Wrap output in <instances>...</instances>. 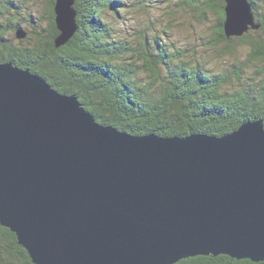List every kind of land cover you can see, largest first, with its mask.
<instances>
[{
  "label": "water",
  "instance_id": "1",
  "mask_svg": "<svg viewBox=\"0 0 264 264\" xmlns=\"http://www.w3.org/2000/svg\"><path fill=\"white\" fill-rule=\"evenodd\" d=\"M75 2H55L58 47L78 29ZM225 2L228 36L259 26L249 0ZM0 222L36 264L264 260V123L134 135L0 61Z\"/></svg>",
  "mask_w": 264,
  "mask_h": 264
},
{
  "label": "trees",
  "instance_id": "2",
  "mask_svg": "<svg viewBox=\"0 0 264 264\" xmlns=\"http://www.w3.org/2000/svg\"><path fill=\"white\" fill-rule=\"evenodd\" d=\"M249 1L259 26L228 36L225 0H76L78 29L58 47L56 0H9V30L22 29L27 36L9 43V52L0 51V61H15L61 93L77 95L98 122L119 130L222 136L247 121L264 122V0ZM145 12L146 20L129 23ZM182 12L210 30L200 36L206 53L174 34ZM0 264H36L1 222ZM173 264L264 260L210 254Z\"/></svg>",
  "mask_w": 264,
  "mask_h": 264
},
{
  "label": "rangeland",
  "instance_id": "3",
  "mask_svg": "<svg viewBox=\"0 0 264 264\" xmlns=\"http://www.w3.org/2000/svg\"><path fill=\"white\" fill-rule=\"evenodd\" d=\"M29 8H27L28 10ZM166 9H162L160 11V14H164L163 12L165 11ZM20 14H23V12L20 11ZM133 14V13H132ZM24 16V14H23ZM140 18L141 20H146L149 15L147 12L143 13V14H140V15H133L132 17H129V23L130 24H133L135 23L138 18ZM176 24L175 25L176 29L174 31V34L176 35V37L178 39H181L183 41V43H190V44H193L194 45V48H196L198 51L200 50L201 53H206L208 51V48H206V44L204 42V40L202 41V38L200 39V36H202L204 33H209L210 30L208 29V27L206 25H203L200 21H198L194 16H191L189 14H185V13H181V14H176ZM180 21V22H178ZM27 26L26 28H28L29 25H25ZM251 29L252 31V27L249 28V30ZM247 30V31H249ZM12 34H15V33H12ZM16 35V34H15ZM198 42H199V45L200 47H203V48H200L198 47ZM206 45V46H205Z\"/></svg>",
  "mask_w": 264,
  "mask_h": 264
},
{
  "label": "flooded vegetation",
  "instance_id": "4",
  "mask_svg": "<svg viewBox=\"0 0 264 264\" xmlns=\"http://www.w3.org/2000/svg\"><path fill=\"white\" fill-rule=\"evenodd\" d=\"M4 8V11L2 9ZM0 33L3 34L2 42L0 43V51H6L9 52V43H19L23 38H18L17 31L16 35L12 34L14 33V29L11 26V29L9 30V0H0ZM10 32V35H9ZM27 36V31L26 35ZM9 40H12L9 42ZM9 61V60H8ZM8 61H1V62H8Z\"/></svg>",
  "mask_w": 264,
  "mask_h": 264
},
{
  "label": "bare ground",
  "instance_id": "5",
  "mask_svg": "<svg viewBox=\"0 0 264 264\" xmlns=\"http://www.w3.org/2000/svg\"><path fill=\"white\" fill-rule=\"evenodd\" d=\"M263 121V120H262ZM264 123V122H263Z\"/></svg>",
  "mask_w": 264,
  "mask_h": 264
}]
</instances>
